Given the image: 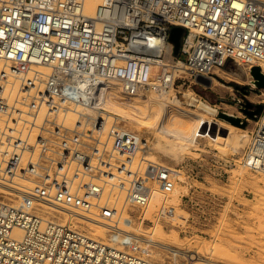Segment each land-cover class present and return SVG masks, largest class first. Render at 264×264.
<instances>
[{
  "label": "built area",
  "instance_id": "2783aa9c",
  "mask_svg": "<svg viewBox=\"0 0 264 264\" xmlns=\"http://www.w3.org/2000/svg\"><path fill=\"white\" fill-rule=\"evenodd\" d=\"M86 5L0 0V187L22 196L20 206L0 201V264H155L131 242L108 246L32 209L108 222L124 203L146 208L157 190L173 195L175 173L156 159L153 141L109 126L100 102L115 86L130 97L161 93L218 78L232 63L264 74L262 1L104 0L94 16ZM174 28L184 30L178 54ZM250 87L264 106V88L254 79ZM235 162L264 174V110ZM196 207L189 200L184 216L166 205L161 219L187 233Z\"/></svg>",
  "mask_w": 264,
  "mask_h": 264
},
{
  "label": "rangeland",
  "instance_id": "374dc122",
  "mask_svg": "<svg viewBox=\"0 0 264 264\" xmlns=\"http://www.w3.org/2000/svg\"><path fill=\"white\" fill-rule=\"evenodd\" d=\"M260 1L264 2V0ZM246 69L249 68L232 63L224 70L217 71L220 77L214 78L213 81L216 84L213 86L211 85L213 81L210 85H205L186 80V82H179L171 93L172 97L178 96L181 107L191 110L193 113H204L203 109L197 106L199 102L218 110L219 114L214 116L215 120L206 122L204 130L214 138L215 136L217 138L220 133L218 140L222 139V143L201 136L196 144L189 145V148H186L187 145L184 142L177 140L165 130L175 129L176 131L186 132L192 123L188 122L185 115L172 109L169 110L163 121L161 118L160 122L151 128L133 118L128 119L122 115L114 116L118 118V126L123 129L125 127L153 141L154 155L158 161L181 171V177L176 179V188L180 192L178 198L174 200L175 202L173 201L174 203L168 202L167 204L175 206L179 213L184 214V216H186V204L189 200H192V203L197 206L196 208L200 209L197 212L199 220L187 233L180 232L174 224L161 219L162 211L155 215L153 219L142 217V210L130 209L127 215L134 218L142 231L162 228L168 241H173L175 237L178 238L176 247L184 251H187V249L193 251L194 247L201 248L203 249L202 255L209 257L218 264H264V183L260 181L263 176L251 172L235 162L248 146L251 137L247 135L248 140L242 143L237 150L230 147L232 145L226 139L232 133L245 136V134L238 132L239 130L247 131L251 136V131L261 116L254 119L243 111V109H247L246 105L248 103L252 106L260 105V99L258 100L255 94L251 95V87L246 84L248 83ZM227 77L239 79V82L229 80ZM245 94H248L249 98H245ZM192 96L198 102H192L190 100ZM237 104H240V106L237 107ZM151 107L137 109L149 113L150 118H147L146 115L140 117L153 124L154 120L157 122L156 113L159 108L154 107V105ZM177 107L180 106L177 105ZM222 113L239 117L246 126L242 128L232 124L238 131L232 130L227 125H231V123L221 118ZM216 120L227 124H219ZM227 161H232L233 166L225 173L220 168ZM240 169L245 171L243 178L240 175V172H242ZM178 174L180 173L178 172ZM257 180L261 183L257 184ZM182 196H188V199H182ZM5 197L8 196L5 195ZM169 199L174 198L171 196ZM52 211L57 216L60 213L57 210ZM203 217L208 219L205 224L202 222ZM144 220L145 222H143ZM146 220L149 221L146 222ZM136 244L142 246L138 242ZM143 245L163 254L164 261L150 258L158 264L195 263V261L187 260V258L181 256L174 258L171 252L162 250L159 245L146 243Z\"/></svg>",
  "mask_w": 264,
  "mask_h": 264
},
{
  "label": "bare ground",
  "instance_id": "6f19581e",
  "mask_svg": "<svg viewBox=\"0 0 264 264\" xmlns=\"http://www.w3.org/2000/svg\"><path fill=\"white\" fill-rule=\"evenodd\" d=\"M104 0H87V5H86V13L89 16H94L98 7L103 4ZM260 1V0H259ZM263 2V1H262ZM238 66H243L239 65ZM247 68L246 66H243ZM218 70H224V69H216L215 73L218 74ZM250 69H246V77L248 80V85L253 84V76L250 72ZM219 76V74H218ZM235 76V75H233ZM232 76V77H233ZM237 77V76H235ZM229 80L239 82V79L227 77ZM239 78V77H238ZM211 81L214 80L210 79ZM211 81L209 83H200V84H205V85H210ZM216 82L213 81L211 84L212 86L215 85ZM172 90L169 91H164V92H148L145 94H141L139 96H134L130 97L127 96L123 93L122 87L121 86H115L105 97L101 99L100 102V107L103 110L104 115L106 116L108 120L109 126L112 124H118V118H115V115H122L123 117L126 118H133L135 120H138L142 122L144 125H146L148 128H151L152 126L156 125V123H159L161 118L162 121L165 119L166 114H168L169 110H174L180 112V114H183L187 117L188 122L192 125H190V128L184 132V131H176L175 129L173 130H165L168 134L176 138L177 140H180L184 142L187 146L186 148H189V145L196 144V141L198 140L199 137L202 136V138L208 137L212 141L220 142L222 143V139L218 140L220 138V133L219 136L211 137L210 133L206 132L204 130V125L208 121L215 120L217 110H214L213 108L209 107L208 105H205L203 103H198L197 106L201 109H203L204 113H196V112H191V110H187L183 107H181V101L178 100V96L175 97L171 96ZM190 96V95H189ZM257 97V96H256ZM258 98V97H257ZM193 96L190 98L192 102H198L195 100ZM259 100V98H258ZM188 103V102H187ZM156 108H159V111L156 113V120H154L153 124H150L148 120H143L142 117L140 116H148L147 118H150L149 113H146L145 109H143L145 112L138 111L137 108H142V107H151L153 106ZM179 105L180 107H177ZM136 108V109H135ZM152 108V107H151ZM147 109V108H146ZM84 114L93 117L95 116L96 112L92 109H83ZM148 110V109H147ZM150 110V109H149ZM142 114H141V113ZM148 112V111H147ZM89 113V114H88ZM164 113V115H163ZM212 115H211V114ZM92 114V115H90ZM163 115V116H162ZM155 117V115H154ZM153 117V118H154ZM76 117L72 114H69L67 116V123H73L72 120H74ZM219 124L224 123L227 124L223 121L216 120ZM164 125V124H163ZM216 125V124H215ZM232 130L238 131L237 128L233 127L232 124H227ZM122 128L121 126H118ZM237 127V126H236ZM124 129L128 130L127 128L124 127ZM187 129V128H186ZM130 131V130H128ZM238 132H241V134H245V136H239V135H234V133L230 134L228 137H226L227 141L229 144H231L234 150H237L240 148L242 143L246 142L249 137V132L247 131H242L239 130ZM249 137H248V136ZM223 138V137H222ZM182 146V145H181ZM175 152V150H174ZM153 154V153H152ZM171 168V167H170ZM176 176V179L181 177V171L171 168ZM248 170V169H247ZM240 171H242L240 169ZM178 172L180 174H178ZM244 170L240 172L241 177L245 176L244 175ZM262 174V173H258ZM263 179L261 178L260 181L264 183V174H262ZM242 177V178H243ZM260 181H256L257 184L261 183ZM179 190L176 188L172 197L174 199H169L168 196L163 194L161 191H155L154 198L150 205L146 208L139 207L137 205H134L132 203H124L122 209H119L117 212H113L110 214V220L108 222L100 221L94 217H79L73 214H68L66 211L57 209V208H50L47 206H42V205H35L33 207V212L35 214L40 215L42 218L45 220H49L58 224L62 225H69L72 229L76 230L77 232H80L90 238H93L99 242H102L108 246H113L117 247L120 249L127 250L128 248L126 247V242H131L132 244H135L138 248V251L136 254L155 264H158L157 262L152 261L150 258H153L154 260L158 261H164V256L162 253L159 251L153 250L151 247H147L146 245L144 246L143 244H151V245H156L162 249L166 250L172 253L174 258L177 257H184L187 258V260L195 261V263L192 264H218L216 262H213L209 257H205V255H202V250L197 247H194L193 251H184L180 249L179 247H176V240H178L177 237L173 241H168L167 240V235H165L164 231L162 228H156L152 231H142V229L138 226V223L135 222L134 218L131 215L128 214V210L133 209V210H142V217L145 216L148 219H153L155 215H158L164 206L168 202L174 203L175 199L178 198ZM7 195L8 197H5ZM171 198V196H170ZM21 200L22 196L8 188H3L0 187V201L2 202H8L10 204H13L14 206H20L21 205ZM174 201V202H173ZM170 204V205H171ZM169 205V204H167ZM52 210H57L60 212L58 216L56 215L55 212ZM92 212L94 213H99V211L96 208H93ZM123 214L121 217L119 214ZM88 216V215H86ZM145 222V220L143 221ZM123 228V229H122ZM166 236V237H165ZM169 239V238H168ZM149 241V242H144V241ZM136 242L142 244V246H139L136 244ZM194 255H190V254ZM210 253V252H209ZM208 254V253H207ZM211 254V253H210ZM183 260V259H182Z\"/></svg>",
  "mask_w": 264,
  "mask_h": 264
},
{
  "label": "water",
  "instance_id": "95a60500",
  "mask_svg": "<svg viewBox=\"0 0 264 264\" xmlns=\"http://www.w3.org/2000/svg\"><path fill=\"white\" fill-rule=\"evenodd\" d=\"M183 33H184V30L182 28H174L172 31L171 41L175 45V53L176 54H178L180 51ZM251 74L255 80V85L259 88H264V74L262 73V70L259 67H255L251 70ZM210 81L211 80L209 78H205L202 76L197 78L198 83H209ZM252 107H254V106H252L251 104L248 103L246 105L247 109H243V111L248 116H250L254 119H258V117L263 113L264 106L261 104L257 105L258 110H257L256 114H254V115H252L248 112V108H252ZM221 118L224 119L225 121L233 124V125H236V126H239L242 128L246 126V124L239 117H235V116L230 115L228 113H222Z\"/></svg>",
  "mask_w": 264,
  "mask_h": 264
},
{
  "label": "flooded vegetation",
  "instance_id": "af4514ba",
  "mask_svg": "<svg viewBox=\"0 0 264 264\" xmlns=\"http://www.w3.org/2000/svg\"><path fill=\"white\" fill-rule=\"evenodd\" d=\"M257 110H258V107L257 106H254L252 108H248V112L250 114H252V115L256 114Z\"/></svg>",
  "mask_w": 264,
  "mask_h": 264
}]
</instances>
